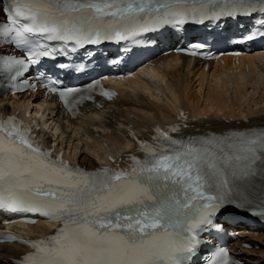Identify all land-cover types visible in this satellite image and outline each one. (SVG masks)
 <instances>
[{
  "label": "snow or ice",
  "instance_id": "6c2138e0",
  "mask_svg": "<svg viewBox=\"0 0 264 264\" xmlns=\"http://www.w3.org/2000/svg\"><path fill=\"white\" fill-rule=\"evenodd\" d=\"M166 40L208 59L220 44L264 45V0H0V96L43 90L67 123L97 91L112 100L92 73L127 42ZM128 135L135 148L88 170L39 123L0 116V219L59 225L34 240L0 235L29 249L12 264H244L213 241L237 217L264 223V121L212 127L180 110L167 130Z\"/></svg>",
  "mask_w": 264,
  "mask_h": 264
},
{
  "label": "bare ground",
  "instance_id": "6f19581e",
  "mask_svg": "<svg viewBox=\"0 0 264 264\" xmlns=\"http://www.w3.org/2000/svg\"><path fill=\"white\" fill-rule=\"evenodd\" d=\"M159 63L161 68L155 73L156 82L152 83L153 86L139 81H128L125 85L130 92H123L121 99L113 106L107 107L98 115L87 114L64 128L63 134L72 146V157L79 164L93 168L96 166L97 156L100 160L101 152L120 153L119 150L128 149L129 143L122 137L126 123L140 131L142 128H150L153 123L165 122L179 108L188 111L192 118L201 116L202 119L198 118L197 125L203 123L221 125L223 121L230 122L231 119L241 121L242 115L251 122L264 121L263 56L243 58L236 67L231 65L229 59L224 60L221 66L210 64L213 86L206 92L205 103L197 98L198 102L196 101L194 105L190 92L191 79L195 76L201 83L208 79L209 73L203 71L198 64H191L185 59L179 62L174 57L162 58ZM161 83L167 84L172 92L167 87H161ZM199 89H202L201 85ZM153 90L163 92L164 99L157 97ZM249 93L252 95L248 103L244 104V96ZM254 93L257 94L256 98ZM147 96H149L148 99ZM151 98L155 102L150 101ZM38 100V97H26L24 106L29 109L30 106H35ZM199 102L201 110H198ZM253 107L255 110H252ZM6 109L5 107L4 110ZM207 113L208 115L205 116ZM255 114L258 115L251 117ZM54 120L56 119L52 118V121ZM45 228L44 225H38L29 228L28 231L37 233L38 230H45ZM241 242L257 244L259 249H243ZM20 249L6 245L0 246V264H9L8 259L15 258ZM234 250L241 254L246 264H264V236H260L255 231L241 232Z\"/></svg>",
  "mask_w": 264,
  "mask_h": 264
},
{
  "label": "rangeland",
  "instance_id": "374dc122",
  "mask_svg": "<svg viewBox=\"0 0 264 264\" xmlns=\"http://www.w3.org/2000/svg\"><path fill=\"white\" fill-rule=\"evenodd\" d=\"M209 76V77H208ZM207 77H208V79H206V80H204V81H202L201 83L199 82V80H197V78L194 76L192 79H191V90H190V92H191V97L193 98V105H194V103L196 104V101L199 99L202 103H205V101L204 100H206L205 98H206V92H208V89L210 88V87H212L213 86V81H212V79H211V77H210V74L209 75H207ZM206 77V78H207ZM208 80V81H207ZM210 80H211V82H210ZM199 85H201V87H202V89H199ZM262 87V86H261ZM156 92H158V91H156ZM201 93V94H200ZM254 94H256V93H254ZM155 95L157 96V97H159V98H162V93H155ZM252 94L251 93H249V94H246L245 96H244V99H243V102H244V104H247L248 103V101H249V98H250V96H251ZM256 96H257V94L256 95H254V98H256ZM198 98V99H197ZM151 99H153V98H151ZM198 102V101H197ZM258 108V107H257ZM202 108H201V103L199 102V107H198V110H201ZM252 110H255V108L253 107L252 108ZM206 115H208V113L207 114H205V116ZM255 115H258V114H255ZM243 117L245 116V115H242ZM242 116H240V117H242ZM252 116V115H251ZM235 117H238V116H235ZM246 117V116H245ZM195 119L197 118V117H194ZM198 118H202L201 116H198ZM232 118H234V117H232Z\"/></svg>",
  "mask_w": 264,
  "mask_h": 264
}]
</instances>
